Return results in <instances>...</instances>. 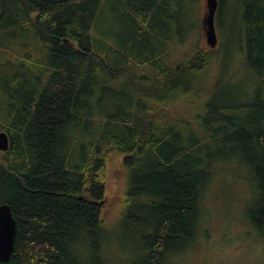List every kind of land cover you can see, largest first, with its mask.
I'll return each mask as SVG.
<instances>
[{
    "label": "trees",
    "instance_id": "obj_1",
    "mask_svg": "<svg viewBox=\"0 0 264 264\" xmlns=\"http://www.w3.org/2000/svg\"><path fill=\"white\" fill-rule=\"evenodd\" d=\"M182 2L0 0V204L18 228L0 264H111L101 207L118 155L131 170L124 264H170L191 245L216 167L238 159L254 172L249 215L264 238V0L236 1L225 70L201 33L177 45Z\"/></svg>",
    "mask_w": 264,
    "mask_h": 264
},
{
    "label": "rangeland",
    "instance_id": "obj_2",
    "mask_svg": "<svg viewBox=\"0 0 264 264\" xmlns=\"http://www.w3.org/2000/svg\"><path fill=\"white\" fill-rule=\"evenodd\" d=\"M225 1L223 22L216 24L218 48L220 46L222 50L218 59V65L223 66L220 70H225L230 51L235 50L233 42L237 39L235 35L239 27L233 18L237 0ZM182 3L185 14L181 8ZM182 3L173 6L178 23H182V18L188 16V23L184 25L183 22L179 30L176 27L180 34L181 28L183 32L185 30L177 45H182L183 42L193 43L200 33V43L208 45L203 26L206 0H183ZM231 63L235 64L236 70H247L243 63L239 64L238 59ZM248 70L253 69L248 67ZM123 89L132 92V84L126 83ZM114 95L117 96V92ZM218 96L222 97L224 93L219 90ZM238 161L236 165L224 164L216 167V175L204 198L206 214L198 229L199 236L191 245L174 254L170 264H264V238L252 224L249 215L257 191L254 172L242 160ZM122 162L123 155L108 162L105 174L106 195L101 207L106 227L112 233L107 244L111 264H124L130 253L129 248L127 251L117 247L120 246V239L128 242L120 224L121 212H124L122 196L129 190L131 170Z\"/></svg>",
    "mask_w": 264,
    "mask_h": 264
},
{
    "label": "water",
    "instance_id": "obj_3",
    "mask_svg": "<svg viewBox=\"0 0 264 264\" xmlns=\"http://www.w3.org/2000/svg\"><path fill=\"white\" fill-rule=\"evenodd\" d=\"M219 3V0H206V11L203 19L206 41L212 48H215L219 43L216 29V13ZM9 145L8 133L0 131V151L8 150ZM17 230V220L10 205L7 203L0 204V260L4 262L9 261L14 253Z\"/></svg>",
    "mask_w": 264,
    "mask_h": 264
}]
</instances>
